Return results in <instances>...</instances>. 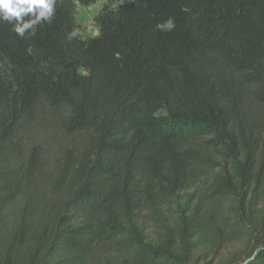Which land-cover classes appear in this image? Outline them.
<instances>
[{"label":"trees","instance_id":"16d2710c","mask_svg":"<svg viewBox=\"0 0 264 264\" xmlns=\"http://www.w3.org/2000/svg\"><path fill=\"white\" fill-rule=\"evenodd\" d=\"M96 2L58 0L23 38L0 21V144L39 105L82 138L51 201L28 185L35 160L0 169V264H191L212 232L196 190H251L264 220V0H106L98 35L69 40L77 5ZM246 220L248 264H264V231Z\"/></svg>","mask_w":264,"mask_h":264},{"label":"rangeland","instance_id":"374dc122","mask_svg":"<svg viewBox=\"0 0 264 264\" xmlns=\"http://www.w3.org/2000/svg\"><path fill=\"white\" fill-rule=\"evenodd\" d=\"M105 3L106 0H97L89 7L77 5L76 21L80 26L82 40L98 35L94 18ZM65 118L66 111L63 108L49 109L39 105L34 119L20 125L18 130L10 133L7 142L0 144V169L4 174L13 176L26 172L30 161L35 160L36 177L28 185L50 201L57 197L52 186L59 168L74 163L81 149V136L66 133ZM255 190L258 192L261 189ZM195 192L196 197L202 199V218H211L212 232L202 237L196 245L191 264H248L255 248L254 238L258 233L251 230L245 232L246 219L251 212L254 219L258 220V232L264 231L261 198L250 204L252 192L243 190L244 195L241 197L213 202L201 195L202 190ZM232 207H236L243 216L239 215L238 222H235L231 214ZM147 234L149 236L150 232Z\"/></svg>","mask_w":264,"mask_h":264},{"label":"clouds","instance_id":"9594fccd","mask_svg":"<svg viewBox=\"0 0 264 264\" xmlns=\"http://www.w3.org/2000/svg\"><path fill=\"white\" fill-rule=\"evenodd\" d=\"M58 0H0V21L13 25V30L20 37L25 32L42 22L52 23ZM27 18V19H26ZM174 19L156 25L157 30L170 32L175 28ZM80 34L78 28H73L68 34L71 40Z\"/></svg>","mask_w":264,"mask_h":264}]
</instances>
